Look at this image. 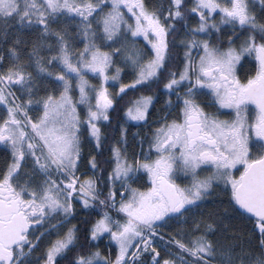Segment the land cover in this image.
<instances>
[{"label": "snow or ice", "instance_id": "6c2138e0", "mask_svg": "<svg viewBox=\"0 0 264 264\" xmlns=\"http://www.w3.org/2000/svg\"><path fill=\"white\" fill-rule=\"evenodd\" d=\"M0 264H264V0H0Z\"/></svg>", "mask_w": 264, "mask_h": 264}, {"label": "trees", "instance_id": "16d2710c", "mask_svg": "<svg viewBox=\"0 0 264 264\" xmlns=\"http://www.w3.org/2000/svg\"><path fill=\"white\" fill-rule=\"evenodd\" d=\"M129 95H131V93ZM105 155H107V153H105ZM101 246H103V242H101Z\"/></svg>", "mask_w": 264, "mask_h": 264}, {"label": "flooded vegetation", "instance_id": "af4514ba", "mask_svg": "<svg viewBox=\"0 0 264 264\" xmlns=\"http://www.w3.org/2000/svg\"><path fill=\"white\" fill-rule=\"evenodd\" d=\"M241 71H243V70H241ZM236 174L238 175L239 173L237 172ZM167 231H171V229H168Z\"/></svg>", "mask_w": 264, "mask_h": 264}, {"label": "rangeland", "instance_id": "374dc122", "mask_svg": "<svg viewBox=\"0 0 264 264\" xmlns=\"http://www.w3.org/2000/svg\"><path fill=\"white\" fill-rule=\"evenodd\" d=\"M132 130H134V129H130V131H132Z\"/></svg>", "mask_w": 264, "mask_h": 264}]
</instances>
